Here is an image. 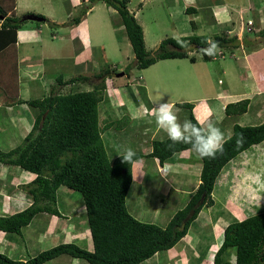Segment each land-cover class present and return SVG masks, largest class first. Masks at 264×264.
Listing matches in <instances>:
<instances>
[{
    "label": "trees",
    "instance_id": "1",
    "mask_svg": "<svg viewBox=\"0 0 264 264\" xmlns=\"http://www.w3.org/2000/svg\"><path fill=\"white\" fill-rule=\"evenodd\" d=\"M97 1L117 10L135 55L134 66L138 69L148 68L163 59L188 58L195 62L196 57L190 52L196 49L203 53L207 46L204 43L207 37L191 35L181 38L187 42V49L169 37L155 52L148 51L143 27L128 8L129 0H90L81 15L74 18L76 24ZM5 2L0 0V14L5 17L0 19V52L17 43L18 29L27 22L25 15L18 17L13 11L9 14L13 6ZM186 11L189 13V8ZM39 16L50 22L45 16ZM74 21L71 24H75ZM261 33L264 35V30ZM211 40L216 43V49L240 46L235 36L215 35ZM214 56L216 50L213 56L203 54L205 60ZM81 79L87 80L88 76L75 77L64 85ZM62 80L59 77L58 81ZM106 86L103 78L90 90L62 93L52 87L46 96L26 101L35 113L32 130L17 147L8 152L0 151V162L36 175L24 186L32 204L14 214L0 215V230L21 234L40 213L60 215L57 192L64 188L78 191L82 196L93 249L65 242L26 261L0 252V264H44L60 255L76 257L89 264H140L157 252L174 247L187 234L200 211L215 204L213 191L223 168L241 152L264 141V121L257 125L234 124L232 134L224 140L222 152L214 157H200V183L186 206L176 211L165 227L141 221L129 211L127 196L134 181L132 165L142 156L135 154L132 161H126L122 155L109 159L103 134L116 121H106L99 111L101 103L105 102ZM250 102L245 98L228 103L225 113L227 116L245 114ZM175 105L189 109L190 120L198 121L193 103ZM151 146L149 156L158 158L160 163L177 152L192 149L183 143L173 144L168 137L153 140ZM232 251L236 256L235 264H264V210L242 220L233 218L230 221L224 229L214 264H232L229 259Z\"/></svg>",
    "mask_w": 264,
    "mask_h": 264
},
{
    "label": "crops",
    "instance_id": "2",
    "mask_svg": "<svg viewBox=\"0 0 264 264\" xmlns=\"http://www.w3.org/2000/svg\"><path fill=\"white\" fill-rule=\"evenodd\" d=\"M89 1L76 0V3L78 5H81V2L89 3ZM5 3L10 5L11 7L13 6L11 8L12 10L9 11V14H11L13 11L16 16H19L18 12L20 10L21 12L24 11L23 14L21 13V16L28 13L36 14V11H33L34 9L32 8L34 4L33 0H6ZM96 8L97 5L94 4L90 9H88L85 15H83L84 17L82 18V21L79 24L85 21L89 13L94 11V9ZM168 8L171 12V16L173 13L174 17L178 12H187V8H189V14L192 15L191 17H188L189 14L187 13L186 17L182 18V26L179 27L177 25H174V29L178 35V38L180 39L186 36L194 35L195 33L198 36L207 37L208 39H213L214 35H226L228 37L235 36L239 39L240 42V46L236 48H226L230 51V59L235 60L236 66H224L222 72L224 75H227L228 77L234 80H238L242 84V89L240 87L235 88L236 82L232 83L224 91L218 93L216 97V104L208 103V96L192 99L195 101L192 102L194 104L193 113L198 119V121L201 123H206L212 117V120L214 119L218 123L219 121L223 120L221 124L223 129H228L229 131L232 128L233 130L234 124L237 123L235 122L236 119L238 118V116L241 115L227 116L225 113V107L228 103L237 102L239 100L248 98L251 101L249 109L255 110L254 115L256 117L257 122H259L258 124L262 123L264 121V73L261 71L264 69V41H262V38L264 39V35L261 32L264 30V0H170ZM134 13L135 16H137V13ZM249 13L253 15V18L249 16L248 22H245L244 16ZM39 14L47 17V15L43 13ZM48 19L49 21L55 22L56 18L52 15H49ZM196 20L198 22L201 21V23L197 24ZM207 20H209L210 22V27L206 25L208 22ZM250 22L252 23L250 24ZM62 23L66 22L61 21L58 22L57 25H61ZM74 25L75 24H64L63 26H70L71 29H74L76 28V26L74 27ZM51 26L53 27L54 25ZM27 28L28 26H25L24 28L20 27L17 33V43L15 45L8 46L0 52L1 152H8L13 148L17 147L33 128L35 122V113L32 107L26 101L46 96L50 89H52V87H55L54 90L57 92H63V89L66 87H69V89H73L74 87L78 88L79 86V81L70 82L69 84L64 85V82L73 79L74 76L70 77L68 80H66L64 77H60L63 80L59 81L58 85L60 87H63L59 90H56L55 84L52 85L49 83L50 78L48 79L47 75L50 70L48 69L52 67L55 68L56 66L63 68V66H65L62 62H60L62 56H57V49H53L55 46L48 44L43 27H41V25H38L34 28V33L33 31L31 32V30H26ZM249 28L251 30H249ZM73 29L69 31L68 36L62 35L61 37L65 40L68 37L69 39H75L74 35L72 34ZM207 29L213 30L212 34H210ZM200 31H203L205 33L202 34ZM249 34L253 35L249 36ZM52 35L53 39L57 38L55 32H53ZM25 41L33 44H28L32 47L30 49L33 53L32 57L28 55H22L21 50L18 47L19 44H24ZM36 44H38V46H36ZM60 46L61 47L58 48V50H61L63 54L64 45L61 44ZM23 48L25 49L26 46ZM217 49L221 50L225 48ZM80 56H82V53ZM213 58H216V56H214ZM67 59L69 58H64L63 61L65 64L70 65L69 70H71L72 66L70 64V61ZM175 59L185 60L186 58ZM1 61L4 62L2 63ZM163 61H166V59L156 62L155 65L160 62L163 63ZM256 62H260V65L257 66ZM74 65H77V63L75 62ZM45 78L47 80H44ZM90 84L94 86L96 83L91 82ZM151 86H153L152 83L148 85L145 82H142L141 85V87L145 91L147 102L149 103V106L146 103L148 109L147 107L144 108V111L142 113L139 111L135 112L131 110V113L129 115L131 120H133V122L135 123L134 126L136 128L134 129V132H136V139L138 140L140 146L141 143L144 144L143 147L146 150V152L143 153L142 157L138 159L140 161L138 162V160H136L132 165V174L134 180L133 184L137 183V176L139 175L140 182L138 183V185H140V188L142 190L149 189L150 185H145L144 183L147 179L151 177L149 173L153 172L152 170H154L158 172L164 182L170 185L171 189L174 188L176 190V193H187L189 195L190 200L192 194L196 191L200 183V178L195 187L187 191L184 190V185L182 184V181H184V177L186 175H194L196 173L200 176L202 170V162L200 157L199 161L201 163L195 161L194 163L192 162L193 164H191V161L189 160V155H197L193 151V149H186L181 152H177L162 163L159 162L158 158L149 156V153L152 149L151 145L153 140H156V136H158L162 133V131H164L160 129L155 122V115L160 102L152 100L153 97L151 96ZM22 87L26 92H29L28 94L25 93V96L24 94L21 95ZM48 87L50 89H48ZM46 89L48 90L46 91ZM14 95L15 97H13ZM186 101L188 102L189 100L178 102L174 100L171 101L170 105H172L173 109H176V112H179L180 109L185 108L177 106L175 104ZM200 101V104H195ZM114 108L113 109L116 111V113H119L120 117L122 115H126V110L123 109V106L114 103ZM198 111L199 113L197 114ZM178 115L179 114H177L176 116ZM101 116L105 117V112H103ZM225 118H230L229 120H232L231 128H229L228 124H226L227 122H225ZM105 120L108 122L114 121L111 118L106 117ZM154 124L155 126H153ZM111 127H109L108 129V133ZM121 128L125 129V127ZM228 131L225 130V132L223 133L224 140L232 134L231 133L230 135H226L228 134ZM16 139H18V141H16ZM128 140H126L125 138H123V140L121 139V144L122 142L127 144L126 141ZM117 143H120V139ZM262 143H264V141L259 144L253 145L251 148L241 152L239 155L233 158L223 168L218 177V180L222 173L226 170V168H230L231 166L235 167L234 163L240 161V158L244 153H247L253 147ZM126 150L127 148L124 150V153ZM114 158H116V156ZM184 160H186L187 162H184ZM144 169H146V172H144ZM171 174L177 175L175 176V182L177 181V183L175 184V182H173V186L170 184L171 181L168 182V179L172 177ZM35 177L36 175L34 173L26 171L19 166L14 167L0 162V215L14 214L18 211L27 208L32 204V199L30 195H28V193L25 191L24 186L32 182ZM217 184L213 191L215 204L211 208L216 207L219 202L221 204V200H218L214 196ZM68 195L76 198L78 201L75 202L73 198L69 199L73 202H71L68 206L75 208L73 211L75 214L73 213L71 219L69 216V218H66V221H64V223H61L59 221V217V228L56 226V228L54 229L52 227L53 225L51 223L48 224V222L55 215L50 216L49 213H44L46 215H49L50 217L45 219L44 217L47 216H43L42 224L38 228V230L33 231L32 233H30L31 236L26 237L20 236L23 232L21 234H17L7 233L0 230V252L7 254L13 259L26 261L46 249L52 248L60 243L65 242H74L78 245H80L82 242H85L88 244L87 249H93L90 228L87 225V220L85 217L86 207L83 203L82 196L81 194L77 193L74 194L75 196H73L72 193H68ZM189 200H187L186 204L189 202ZM186 204L183 207H185ZM183 207H180L176 211L182 209ZM64 208L65 206L63 207V209ZM206 208H203L200 211L198 217L190 225L187 234L174 247L165 250L163 254H161V252H157L154 256L149 258L150 260L152 259L153 264H214L215 254L222 244L224 238V229L226 228V226L230 223L233 218L242 220L250 216L248 215L244 218H240L236 216L232 210H229V207L226 208V211L228 210V212L226 213L224 212V210L217 211L215 214L210 213L211 210L205 213L204 210ZM176 211L170 212L169 215L166 216L167 220L164 221L163 227L167 225V223L169 222L171 217L176 213ZM61 212L62 211H60V213ZM202 214L204 216H202ZM205 215L208 217V220L202 219L206 217ZM134 216L140 219L139 215ZM156 216H160V212L158 209H156L154 212V217ZM47 219L48 222H46ZM33 223L34 220H32L31 223L24 228L28 229V233L31 231L29 229L32 227ZM193 224H197L199 225V227H195L193 230ZM48 225H50L51 227H48ZM81 230H83V233H81ZM45 247L46 249H44ZM232 252L233 253H231L230 261L232 264H235L236 256L234 251ZM61 262H63L62 264H89L82 259L70 257L67 255H60L44 264H61Z\"/></svg>",
    "mask_w": 264,
    "mask_h": 264
},
{
    "label": "rangeland",
    "instance_id": "3",
    "mask_svg": "<svg viewBox=\"0 0 264 264\" xmlns=\"http://www.w3.org/2000/svg\"><path fill=\"white\" fill-rule=\"evenodd\" d=\"M33 1L34 4L32 8L34 9L33 11H36V14L34 13V15H40L39 13H43L47 15L48 18L49 15H52L56 18L55 23L52 21L45 22L26 19L27 22L21 26L22 28L28 26L26 30H31V32L33 31L34 33V28L38 25H41V27H43L48 44L55 46L53 49H57V56H62L60 62H62L65 66H63V68L56 66L55 68L52 67L48 69L50 70L47 75L48 79L50 78L49 83L52 85L55 84L56 90H59L63 87L58 85L59 77H64L66 80L73 76L74 78L78 76L89 77L87 80H79L78 88L74 87L73 89L71 88V90L69 87H66L63 89L64 91L62 93L92 89L94 86L90 83H100L103 78L107 84V89L104 94L105 102L101 103L99 111L105 112L106 118H111L112 120L116 121L109 130V133L106 131L107 135L105 132V135L103 134L105 147L110 160H113L115 156L117 157L123 155L126 148H131L134 153L138 154L140 157L146 152L145 148L143 147L144 144L141 143L140 146L138 140L136 139V132H134V129L136 128L134 126L135 123L129 116L131 110L142 113L144 108L147 107L148 109L149 103L147 102L145 91L141 87L142 82H145L148 85H150V83L153 84V86H151V96L153 97L152 100L160 103L167 102L169 104H171V101L174 100L177 102L189 100L188 102L192 103L195 102L192 99L203 96L209 97V101H207L208 103L216 104V97L218 93L224 91L232 83L236 82L235 88L240 87L242 89V84L238 80H234L227 75H224L222 72L224 66L232 67L235 65V60L230 59V51L226 48L221 50L216 49V58H212L210 60H205L203 58V53L195 49L193 52H190L191 55L196 57L195 62H191L188 58L185 60L166 59V61H163V63L160 62L156 65L154 64L141 70L134 66V52L127 37L126 31L121 24L120 16L117 10L108 6L105 2H95L97 8L89 13L85 21L77 25L74 21V18L80 16L83 8L88 6L89 3L81 2L82 4L78 5L76 0ZM169 1L170 0L128 1V8L130 12H136L137 20L140 24H142L146 49L152 53L156 51L158 45L165 38L174 36L178 37L174 29V25L179 27L182 26V18L186 17L187 14V12H178L176 13L175 17L173 16V13L171 16V12L168 8ZM18 13V17H21V13L23 14L24 11L21 12L20 10ZM30 14L31 13L25 14V16ZM23 16L24 15H22V17ZM191 16L192 15L190 14L188 15V17ZM249 16L253 18L251 13L246 14L244 16L245 22H248ZM47 17L45 16V18ZM83 17L84 16L82 15L81 21ZM69 19H71L69 21L70 23L68 22ZM72 20L74 21L72 23H75L74 27L76 26V28H72V34L74 35L75 39H69L68 37L65 40L61 36H68L69 31L72 29L70 26V28L68 26L64 27L62 25L64 23L61 25L57 24L58 22L65 21L70 25ZM207 21H205L207 22L206 25L210 27V22L209 20ZM200 23L201 21H197V24ZM51 25L54 26L52 27ZM207 31L212 34L213 30L207 29ZM53 32H55L57 36L55 39H53ZM200 32L202 34L205 33L203 31ZM194 35L196 34L194 33ZM250 35L253 34H249V36ZM262 41H264L263 38ZM28 44L31 43L25 41L24 44H19L18 47L21 50L22 55H28L32 57L33 53L30 50L32 47ZM61 44L64 45L63 54L61 50H58V48L61 47ZM24 45L26 46L25 49L23 48L25 47ZM36 46H38V44H36ZM81 53L82 56H80ZM64 58H69L67 60L70 61L72 66L71 70H69L70 65L64 63ZM1 62L3 63L4 61ZM75 62L77 65H74ZM256 63L257 66L260 65V62ZM107 71L110 72L108 73ZM261 72L264 73V69ZM44 80L47 79L45 78ZM48 89L50 88L48 87ZM48 89H46V91ZM25 93L28 94L29 92H26L22 87L21 95L24 94L25 96ZM13 97H15V95ZM114 103L123 106V109L126 110V115H122L120 117L118 112L117 115L116 111L114 110ZM200 103L201 101L195 104L198 105ZM174 111L176 115L179 114L177 116L178 120H180L179 122L182 123L185 119L190 120L189 109H180L179 112H176V109H174ZM198 113L199 111L197 114ZM254 113V109H249L246 114L238 116L235 122L244 126L257 125L259 122H257ZM229 119L230 118H225V122H227L226 124H228V127L231 128L232 120ZM209 120L213 121L215 125L222 131V133H224L225 130L228 131V129H223L221 126L223 120L219 121L220 124L214 119L212 120V117ZM153 126H155V124ZM121 127H125V129ZM231 133L232 128L226 135H230ZM156 137L157 139L166 138L167 133L162 131V133ZM118 138L120 139V143H117L119 141ZM123 138L126 140L129 139L126 141L127 144L123 142L121 144V139L123 140ZM16 141H18V139H16ZM199 157L200 156L198 154H194L192 156L189 155L191 164H193L195 161L201 163L199 161ZM139 161L140 160H138V162ZM184 162L187 161L184 160ZM234 165L235 167L231 166L230 168H226L218 180L214 196L218 200H221V204L217 201V206L214 208H211L212 206L207 207L204 210L205 213L210 210V213L214 214L217 211L223 210L226 213L228 212V210L226 211V208L229 207V210H232L236 216L244 218L248 215H253L260 210H264V143L256 145L250 151L244 153L241 156L240 161L234 163ZM152 171L153 172L149 173L151 177L144 183L145 185H150L149 189L147 190H142L140 188V185H138L140 182V177L139 175L137 176V183L133 184L129 190L127 196V206L131 213L134 215H139L141 221L155 222L161 226H164V221L167 220L166 216H168L170 212L176 211L180 207H183L187 200H189V195L184 192L176 193L174 188L171 189L170 185L162 180L157 171ZM144 172H146V169H144ZM171 176L172 177L168 179V182L171 181L170 184L172 185L173 182H175V176L177 175L171 174ZM184 178V181H182L184 187H182L185 191H187L195 187L200 176L199 174L195 173L194 175H186ZM176 183L177 181L175 184ZM68 193H72L73 196H75V193L80 194L76 191H69L64 188H60L58 190L57 207H59L58 210L62 212L60 215H55L53 218L51 217L52 219L49 222L48 219L46 221L48 224L51 223L54 229L56 226L59 228V217V221L64 223L66 218H69L70 216L71 219L73 216V211L75 208L68 206L71 202H73L69 199L73 198L75 202L78 201L76 198L69 196ZM64 206L65 208L63 209ZM156 209L159 210L160 216L154 217V212ZM45 215L46 214L44 213L37 215L33 219L34 223L32 227L29 229L31 231L28 233V229H24L22 231V235L20 236H31L30 233L37 231L41 226L43 216ZM46 216L47 217H44L45 219L50 217L51 214L50 216ZM202 216L204 215L202 214ZM202 219L208 220V217L206 216ZM48 227L51 226L48 225ZM195 227H199V225L193 224L192 229L194 230ZM81 233H83V230H81ZM87 245L88 244L85 242L80 244V246L84 248H87ZM44 249H46V247ZM160 252L163 254L165 251ZM229 259L231 260V258ZM62 263L63 262H61V264ZM141 264H153V261L152 259H149L147 261H143Z\"/></svg>",
    "mask_w": 264,
    "mask_h": 264
},
{
    "label": "clouds",
    "instance_id": "4",
    "mask_svg": "<svg viewBox=\"0 0 264 264\" xmlns=\"http://www.w3.org/2000/svg\"><path fill=\"white\" fill-rule=\"evenodd\" d=\"M185 49L187 42L181 41L178 37H173ZM207 45L203 48V54L207 56L215 55L216 43L211 39L204 41ZM156 125L167 133L169 140L173 143H183L190 145L193 151L201 158L214 157L218 152L223 151L224 134L209 120L206 124L199 121L185 119L179 122L176 113L167 102H161L155 115ZM134 151L129 148L122 155L126 161H132Z\"/></svg>",
    "mask_w": 264,
    "mask_h": 264
},
{
    "label": "water",
    "instance_id": "5",
    "mask_svg": "<svg viewBox=\"0 0 264 264\" xmlns=\"http://www.w3.org/2000/svg\"><path fill=\"white\" fill-rule=\"evenodd\" d=\"M5 17H4V15H1L0 14V19H4ZM25 19H28V20H35V21H43L44 20V18L42 17V16H39V15H32V14H30V15H26L25 16Z\"/></svg>",
    "mask_w": 264,
    "mask_h": 264
},
{
    "label": "built area",
    "instance_id": "6",
    "mask_svg": "<svg viewBox=\"0 0 264 264\" xmlns=\"http://www.w3.org/2000/svg\"><path fill=\"white\" fill-rule=\"evenodd\" d=\"M252 22H250V24H251ZM249 30H251L250 28H249Z\"/></svg>",
    "mask_w": 264,
    "mask_h": 264
}]
</instances>
